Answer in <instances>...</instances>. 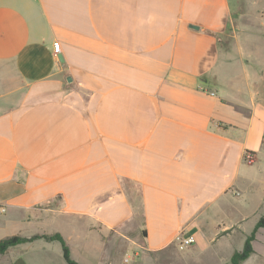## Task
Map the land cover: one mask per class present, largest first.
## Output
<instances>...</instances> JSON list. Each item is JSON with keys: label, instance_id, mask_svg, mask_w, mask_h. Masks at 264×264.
I'll list each match as a JSON object with an SVG mask.
<instances>
[{"label": "crops", "instance_id": "crops-1", "mask_svg": "<svg viewBox=\"0 0 264 264\" xmlns=\"http://www.w3.org/2000/svg\"><path fill=\"white\" fill-rule=\"evenodd\" d=\"M233 5L0 0V239L59 232L91 264L94 233L135 225L149 252L184 234L231 263L264 214V12ZM252 245L240 264H264V227ZM66 263L45 238L0 254Z\"/></svg>", "mask_w": 264, "mask_h": 264}, {"label": "rangeland", "instance_id": "rangeland-1", "mask_svg": "<svg viewBox=\"0 0 264 264\" xmlns=\"http://www.w3.org/2000/svg\"><path fill=\"white\" fill-rule=\"evenodd\" d=\"M234 5V14L236 24H259L262 22L261 12H264V0H232ZM260 9L259 11L255 10ZM227 39V37H225ZM42 224L35 228H41ZM127 234L134 236V241L125 239L120 242L113 241L109 236L100 234L99 237L93 234L89 240L86 250L89 263L91 264H196L197 249L181 248L176 244L161 253L149 252L142 243L140 227L130 225L126 227ZM137 235V236H136ZM139 235V236H138ZM134 242H138L136 246ZM134 243V244H133ZM199 243V242H198ZM201 245L206 244V239H201ZM199 243V244H200ZM199 245V246H201ZM235 245H239V239H236ZM190 248V249H189ZM198 248V246H197ZM114 251L113 254L105 255L106 250ZM196 250V252H195ZM195 252V253H194ZM81 260L79 257L76 259ZM82 261V260H81ZM111 263H110V262ZM79 262V261H78ZM67 264V263H66ZM208 264H215L210 261Z\"/></svg>", "mask_w": 264, "mask_h": 264}, {"label": "trees", "instance_id": "trees-1", "mask_svg": "<svg viewBox=\"0 0 264 264\" xmlns=\"http://www.w3.org/2000/svg\"><path fill=\"white\" fill-rule=\"evenodd\" d=\"M261 227H264V214L257 221L255 229L252 231V233L248 235L243 249L234 253L230 264H240L244 259L249 257L254 252L252 242L255 239L257 230ZM38 238H45L49 241H59L62 245L64 258L67 263L80 264L78 261L71 257L67 241L64 236L59 232L52 234H37L32 237H22L20 235H13L0 239V254L7 252L10 247L16 246L21 243L29 242Z\"/></svg>", "mask_w": 264, "mask_h": 264}, {"label": "built area", "instance_id": "built-area-1", "mask_svg": "<svg viewBox=\"0 0 264 264\" xmlns=\"http://www.w3.org/2000/svg\"><path fill=\"white\" fill-rule=\"evenodd\" d=\"M54 51L56 54L61 52V44L59 41L54 43ZM195 241H196V239L194 236H185L184 234H181L177 239L176 245L181 247V248H188L191 245H193V243H195Z\"/></svg>", "mask_w": 264, "mask_h": 264}, {"label": "water", "instance_id": "water-1", "mask_svg": "<svg viewBox=\"0 0 264 264\" xmlns=\"http://www.w3.org/2000/svg\"><path fill=\"white\" fill-rule=\"evenodd\" d=\"M60 58H61V60L63 61V57L61 56ZM67 80H68L69 82H71V81L73 80V78H72L71 76H68V77H67Z\"/></svg>", "mask_w": 264, "mask_h": 264}]
</instances>
